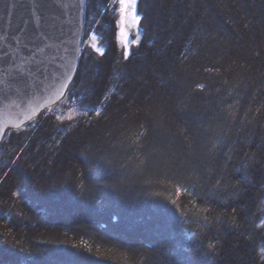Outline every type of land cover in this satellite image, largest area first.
Wrapping results in <instances>:
<instances>
[{"label": "trees", "instance_id": "obj_1", "mask_svg": "<svg viewBox=\"0 0 264 264\" xmlns=\"http://www.w3.org/2000/svg\"><path fill=\"white\" fill-rule=\"evenodd\" d=\"M104 3L58 103L94 114L0 143V264H264V0H138L127 59Z\"/></svg>", "mask_w": 264, "mask_h": 264}, {"label": "water", "instance_id": "obj_2", "mask_svg": "<svg viewBox=\"0 0 264 264\" xmlns=\"http://www.w3.org/2000/svg\"><path fill=\"white\" fill-rule=\"evenodd\" d=\"M5 2L13 0H0V53L15 51L30 60L26 68L40 67L43 74L26 72L22 80L15 72L5 75L2 70L13 58H0V143L9 129L20 128L64 98L80 62L86 26V0H55L54 6L48 0L42 19L28 10L41 0H19L26 6L22 14H6ZM37 44L42 52L35 51Z\"/></svg>", "mask_w": 264, "mask_h": 264}, {"label": "snow or ice", "instance_id": "obj_3", "mask_svg": "<svg viewBox=\"0 0 264 264\" xmlns=\"http://www.w3.org/2000/svg\"><path fill=\"white\" fill-rule=\"evenodd\" d=\"M137 3L138 0H105L103 5V13L101 14L99 11L96 12V15L99 16L101 20L107 17L109 12L114 14L112 17H110L112 19L113 25V37L120 44L124 45L123 56L125 59L129 57V51L127 48L128 33L126 29L129 23L135 27L142 19L137 14ZM54 4L55 0L52 6H54ZM2 7L4 8L6 14H11L13 10H20L22 14L26 8V6L23 3H20L19 0H13L12 3L5 2L3 3ZM49 7L50 5L48 0H41V2L36 7H30L28 10L33 13H39L37 19H42ZM88 35H90V38L93 41L90 46L91 51H81V57L83 58L85 55L91 56L93 53H98L100 56H103L105 54V49L99 43L104 38L103 34L97 31H92L90 33L86 31L85 38H87ZM32 38L33 37L31 36L29 37V39ZM17 43H19V41H17ZM34 48L36 52L43 51V48H41L38 44L34 45ZM5 56H11L13 58L11 61L7 62L6 66L2 70L5 75H11L13 72H15L17 77L22 80L26 72L36 71L43 74V69L40 67H36L35 69L26 68V66L30 63V60L23 55H19L15 51L0 53V58ZM198 87L202 89L203 85H198ZM237 183H239V181Z\"/></svg>", "mask_w": 264, "mask_h": 264}, {"label": "rangeland", "instance_id": "obj_4", "mask_svg": "<svg viewBox=\"0 0 264 264\" xmlns=\"http://www.w3.org/2000/svg\"><path fill=\"white\" fill-rule=\"evenodd\" d=\"M126 31L128 33L127 48H129V43H135L136 38H138L139 29L137 25L133 27L132 24L129 23ZM121 45L124 46L123 44ZM58 103H56V107L53 109V112L61 116L66 121H76L79 120L80 117H84L88 114H94L91 110L85 108H76L77 105L74 101L66 100L63 104L61 102L59 106Z\"/></svg>", "mask_w": 264, "mask_h": 264}]
</instances>
